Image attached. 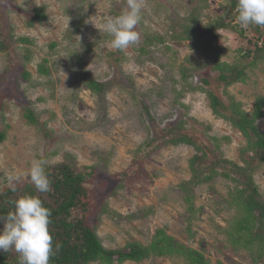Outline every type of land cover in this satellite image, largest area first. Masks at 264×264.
<instances>
[{"label":"rangeland","instance_id":"obj_1","mask_svg":"<svg viewBox=\"0 0 264 264\" xmlns=\"http://www.w3.org/2000/svg\"><path fill=\"white\" fill-rule=\"evenodd\" d=\"M145 2L136 28L140 41L121 52L111 48L102 25L124 9L126 0H0V17L12 29L13 53L12 59L0 51V130L5 131L0 143V191L8 186L7 175L12 172L25 179L33 159H45L47 164L68 162L78 169L92 166L97 175L87 187L91 191L102 188L106 204L104 211L91 216L90 223L104 247L119 248L130 241L147 244L154 230L164 227L211 262L264 264V257L252 263L247 250L232 252L224 247L227 239L220 226L233 213L224 203L234 185L230 180L217 177L195 188V205L201 210L192 221L190 235L178 184L190 177L187 161L193 148L164 146L146 156L136 152L140 143L180 118L209 125L223 155L234 162L241 163L240 149L245 143L240 132L212 113L204 93L187 89V81L195 85L199 79L184 81L179 67L198 58L204 61L199 51L190 48L189 41L179 45L168 41L170 49L166 50L153 39V34L166 37L175 11L184 15L188 4L199 1ZM204 4L195 30L203 38L211 20L221 17L228 22L230 27L219 31L213 44L221 47V61L233 62L238 56L234 48L239 24L234 15L226 17L227 0L200 3ZM38 7L47 18L27 26L24 12ZM40 63L47 74L39 72ZM247 72L245 82L230 85L228 91L249 111L255 96H264V61ZM85 79L106 83L105 89L92 92ZM28 110L36 118L33 123L27 120ZM256 125L264 134V114ZM134 158L140 162L137 170L125 181L116 179ZM254 177L264 198V166ZM120 264L182 263L150 258Z\"/></svg>","mask_w":264,"mask_h":264},{"label":"trees","instance_id":"obj_2","mask_svg":"<svg viewBox=\"0 0 264 264\" xmlns=\"http://www.w3.org/2000/svg\"><path fill=\"white\" fill-rule=\"evenodd\" d=\"M198 1L188 4L184 15L175 11L165 33L166 37L153 34V39L163 43L166 50L170 49L168 41L176 45L189 41L190 48L199 51L204 61L199 62V58L190 61L189 66L181 65L179 71L184 81L188 80L187 77L199 79L195 85L188 84L187 81V89L204 93L212 113L227 121L245 138L240 149L241 163L225 157L218 137L210 134V126L194 118L192 121L195 124L182 118L167 124L140 143L136 152L146 156L164 146L188 145L193 148L194 153L187 161L190 177L178 184L187 214L186 230L190 235L192 221L201 210L195 205V188L212 182L217 177L230 180L234 185L229 189L224 203L226 209L233 213L226 224L220 226L227 239L224 247L232 252L247 250L252 263H258L264 257V198L259 192L254 174L264 166V134L256 125L264 114V96L257 94L252 108L247 111L235 100L228 87L245 82L248 69L255 67L259 61H264V27L239 25V30L235 31L237 44L234 48L238 56L230 63L221 61V47H215L213 42L218 38V32L226 30L230 25L221 17L211 20L205 25L206 36L199 37L195 25L200 23L199 14L206 6H201L200 3H206L207 0ZM236 2L237 0H227L226 17L236 15ZM24 18L27 26H33L35 22L44 21L47 16L43 8L38 7L24 12ZM19 39L27 40L24 37ZM146 41L149 42L147 39ZM11 42L12 29L5 26L0 17V51L8 53L13 59ZM26 50L28 51L27 48ZM38 70L48 73L43 63L38 65ZM23 74L27 75V72ZM85 86L92 92H100L105 89L106 83L85 79ZM1 93L0 87V97ZM144 109L147 111L145 106ZM26 117L31 123L36 121L31 110H28ZM4 139L5 131L0 130V143ZM138 160L134 158L128 169L115 175L116 179H128L139 167ZM46 172L51 181V190L47 193H38L27 177L17 183L16 192H12L9 186L4 187L0 191V216L13 210L17 198L24 195L38 196L44 206L51 210L49 231L53 238V248L60 245L49 264L139 263L150 258L177 259L182 264H225L222 260L211 262L201 250L181 243L169 235L164 227H157L147 244L130 241L119 248L104 247L90 223L91 216L97 211H104L106 204L102 199L105 195L102 188L91 191L87 187L97 175L95 169L92 166L78 169L68 162H59L47 164ZM0 264H20L19 255L14 250L0 252Z\"/></svg>","mask_w":264,"mask_h":264},{"label":"clouds","instance_id":"obj_3","mask_svg":"<svg viewBox=\"0 0 264 264\" xmlns=\"http://www.w3.org/2000/svg\"><path fill=\"white\" fill-rule=\"evenodd\" d=\"M145 7V0H126L124 9L118 15L106 19L102 30L111 38L112 49L123 52L139 43L140 34L136 28L142 20ZM235 13V19L241 27H264V0H237ZM47 163L45 159H33L24 174L38 193L51 190ZM20 180L19 173L7 175L12 192H16ZM50 217L51 210L44 206L38 196L24 195L17 198L13 210L0 216V252L14 250L19 255L20 264H49L50 258L60 248L59 244L53 248L49 231Z\"/></svg>","mask_w":264,"mask_h":264}]
</instances>
